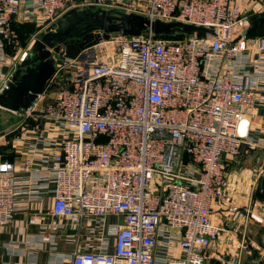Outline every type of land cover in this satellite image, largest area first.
I'll use <instances>...</instances> for the list:
<instances>
[{
  "label": "built area",
  "instance_id": "built-area-1",
  "mask_svg": "<svg viewBox=\"0 0 264 264\" xmlns=\"http://www.w3.org/2000/svg\"><path fill=\"white\" fill-rule=\"evenodd\" d=\"M83 8L219 33L112 34L73 58L61 51L50 80L60 90L7 110L1 137L13 138L14 152L26 149L20 172L31 180L21 183L0 154V230L23 185L41 187L42 178L53 193L48 212L75 228L70 264H204L223 230L213 212L240 209L227 161L258 147L245 118L264 111V33L245 30L264 17V0H0V93L21 62L6 52L21 48L14 24L35 21L34 43L41 26ZM41 219L32 212L29 222ZM42 228L54 238L65 225ZM229 263L242 264L241 253Z\"/></svg>",
  "mask_w": 264,
  "mask_h": 264
},
{
  "label": "crops",
  "instance_id": "crops-1",
  "mask_svg": "<svg viewBox=\"0 0 264 264\" xmlns=\"http://www.w3.org/2000/svg\"><path fill=\"white\" fill-rule=\"evenodd\" d=\"M27 22L35 21L21 19L15 25L17 27ZM34 34L26 33L20 38L23 50L8 45L7 54L12 59L22 61L33 44ZM246 123L250 129L249 139L258 143V147L251 149L245 145L238 158L227 161L230 194L240 209L232 213L225 204H219L213 212L212 222L223 230L213 243L211 256L204 264H230V257L238 252L242 255V264H264V187L261 185L263 175L260 174L264 170V111L257 109L247 117ZM4 138L10 142L13 139ZM3 144L5 147L7 143ZM17 150L5 160L15 164L22 183L31 180L29 173L20 172L28 153L21 146ZM40 186L32 189V185H23L27 193L23 191L18 196L19 207L13 221L0 230V264H70L75 228L68 224V219L54 217L48 212L53 193L49 187H44L42 178ZM32 212L41 213L39 223L29 222ZM49 223H63L65 229L53 238L49 229L42 228L43 224Z\"/></svg>",
  "mask_w": 264,
  "mask_h": 264
},
{
  "label": "water",
  "instance_id": "water-1",
  "mask_svg": "<svg viewBox=\"0 0 264 264\" xmlns=\"http://www.w3.org/2000/svg\"><path fill=\"white\" fill-rule=\"evenodd\" d=\"M58 24L56 29L43 32L32 44L14 78L0 93V107L13 112L26 110L45 90L55 88L56 83H50V80L56 73L57 56L61 51L73 58L84 47L100 38L109 39L112 34L139 36L149 32L157 37H168L190 33H219L216 29L178 20L151 19L134 12L103 8L71 10ZM262 25L264 17L254 21L245 30V34ZM261 185L264 187V175Z\"/></svg>",
  "mask_w": 264,
  "mask_h": 264
},
{
  "label": "rangeland",
  "instance_id": "rangeland-1",
  "mask_svg": "<svg viewBox=\"0 0 264 264\" xmlns=\"http://www.w3.org/2000/svg\"><path fill=\"white\" fill-rule=\"evenodd\" d=\"M83 9H88V8H83ZM83 9H74V10H83ZM92 9H97V8H92ZM69 11H71V10H69ZM69 11H67L66 13H64L61 17H60V19L55 23V24H53L52 26H50V27H48V28H45L44 29V27H42L41 26V31H42V33L43 32H46L47 30H50V29H52V30H54V29H56L58 26H59V22L62 20V19H64V17H65V15L69 12ZM38 25V24H37ZM39 26V25H38ZM15 32H16V34H17V31L15 30ZM36 34V33H35ZM34 34V35H35ZM18 35V34H17ZM41 35L42 34H40L39 35V37H41ZM24 40H26V37H25V39ZM21 45H22V43H21ZM31 48V47H30ZM29 48V49H30ZM60 88H61V86H56V88H53V89H47V90H45V92L43 93V94H45L47 97H52L53 95H55L56 94V92L58 91V90H60ZM8 113H9V111H7V109H4V108H2V107H0V154L1 155H6L7 153H9V149H10V145L12 144L11 142H10V140H5V138H2L1 137V135L4 133V129H6L7 127H8V125H9V123L6 121L7 120V118L9 117L8 116ZM245 120H247V117L245 118ZM7 141V142H6ZM2 143H7L6 144V146L5 147H7V150H3V148H4V144H2Z\"/></svg>",
  "mask_w": 264,
  "mask_h": 264
},
{
  "label": "trees",
  "instance_id": "trees-1",
  "mask_svg": "<svg viewBox=\"0 0 264 264\" xmlns=\"http://www.w3.org/2000/svg\"><path fill=\"white\" fill-rule=\"evenodd\" d=\"M14 29L17 31L18 37L20 39L26 33H30V32L31 33H34V32L36 33L39 30V26L36 24V22H30V23L27 22V23L20 24L17 27L14 24ZM257 33H259V34L260 33H264V25H262L261 27H259L256 30L252 31V34H254V35L257 34ZM179 35L180 34H178L176 36H179ZM168 37H173L174 38L175 36H168ZM9 46H11V45H9ZM3 150H7V147H4ZM13 151H14L13 147H12V145H10L9 153H7L6 155H3V159L11 158L14 155V154H12Z\"/></svg>",
  "mask_w": 264,
  "mask_h": 264
}]
</instances>
